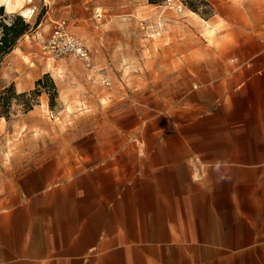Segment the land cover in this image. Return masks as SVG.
<instances>
[{
  "label": "rangeland",
  "instance_id": "rangeland-1",
  "mask_svg": "<svg viewBox=\"0 0 264 264\" xmlns=\"http://www.w3.org/2000/svg\"><path fill=\"white\" fill-rule=\"evenodd\" d=\"M12 1L7 11L0 5L4 21L20 15L29 28L0 55V91L30 92L47 78L30 110L12 98L0 117V196L43 160L72 170L87 156L121 160L131 153L125 146L139 142L264 141V130L247 126L264 106V70H248L264 66V0ZM59 27L82 40L89 66L51 55L49 38ZM233 100L239 108L226 111L223 102ZM169 121L196 123L179 127V136ZM248 163H240L241 189L264 182Z\"/></svg>",
  "mask_w": 264,
  "mask_h": 264
},
{
  "label": "crops",
  "instance_id": "crops-1",
  "mask_svg": "<svg viewBox=\"0 0 264 264\" xmlns=\"http://www.w3.org/2000/svg\"><path fill=\"white\" fill-rule=\"evenodd\" d=\"M255 111L247 126L264 130V106ZM169 123L182 136L196 122ZM125 147L121 160L87 156L72 170L43 160L11 181L0 196V264H264V182H239L241 161L264 180V141Z\"/></svg>",
  "mask_w": 264,
  "mask_h": 264
},
{
  "label": "trees",
  "instance_id": "trees-1",
  "mask_svg": "<svg viewBox=\"0 0 264 264\" xmlns=\"http://www.w3.org/2000/svg\"><path fill=\"white\" fill-rule=\"evenodd\" d=\"M153 2L154 0H149ZM6 17L4 10L2 6H0V29H1V35H0V55H4L8 52H10L16 42V40L24 34L28 28L29 24L25 22V20L22 19L20 15H11L7 16L9 18V22L11 23V26L7 22L4 21V18ZM43 78H47V75L45 74ZM43 78H39L36 81V88L30 92H23L16 94L15 90L12 85H10L7 88H4L0 91V117L6 115V110L11 106L12 98L16 99L17 102L23 106V109L25 111H28L33 106V96H38L40 94V86L42 85ZM51 89L52 92H48L49 94V100L50 105L52 104V100L54 96L57 94L56 86L51 81ZM29 95H32V97H28Z\"/></svg>",
  "mask_w": 264,
  "mask_h": 264
},
{
  "label": "built area",
  "instance_id": "built-area-1",
  "mask_svg": "<svg viewBox=\"0 0 264 264\" xmlns=\"http://www.w3.org/2000/svg\"><path fill=\"white\" fill-rule=\"evenodd\" d=\"M48 47L52 56L61 57L67 54H71L84 62L87 66L90 65V55L88 48L78 37L64 32L62 28H57L51 34L49 38ZM105 85L109 82L107 79H102Z\"/></svg>",
  "mask_w": 264,
  "mask_h": 264
},
{
  "label": "bare ground",
  "instance_id": "bare-ground-1",
  "mask_svg": "<svg viewBox=\"0 0 264 264\" xmlns=\"http://www.w3.org/2000/svg\"><path fill=\"white\" fill-rule=\"evenodd\" d=\"M17 1V0H15ZM20 1V0H19ZM14 1L9 0V2L6 5V9H10L11 5L13 4ZM15 3V2H14ZM28 9L24 10L23 13H26ZM24 15V14H23ZM25 17V16H24Z\"/></svg>",
  "mask_w": 264,
  "mask_h": 264
},
{
  "label": "clouds",
  "instance_id": "clouds-1",
  "mask_svg": "<svg viewBox=\"0 0 264 264\" xmlns=\"http://www.w3.org/2000/svg\"><path fill=\"white\" fill-rule=\"evenodd\" d=\"M8 2H9V0H0V5H5V4H7ZM6 11H7V9H6ZM7 23H8V21H7ZM11 23H12V22L8 23L9 26H11Z\"/></svg>",
  "mask_w": 264,
  "mask_h": 264
}]
</instances>
